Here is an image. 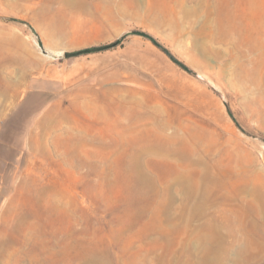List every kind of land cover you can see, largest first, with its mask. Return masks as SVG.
I'll return each instance as SVG.
<instances>
[{"label": "rangeland", "instance_id": "rangeland-1", "mask_svg": "<svg viewBox=\"0 0 264 264\" xmlns=\"http://www.w3.org/2000/svg\"><path fill=\"white\" fill-rule=\"evenodd\" d=\"M0 264H264V0H0Z\"/></svg>", "mask_w": 264, "mask_h": 264}, {"label": "bare ground", "instance_id": "bare-ground-1", "mask_svg": "<svg viewBox=\"0 0 264 264\" xmlns=\"http://www.w3.org/2000/svg\"><path fill=\"white\" fill-rule=\"evenodd\" d=\"M44 52H46L45 54L46 55H55L56 53H58L59 51H54V50H50V49H48V50H44ZM60 52H62V51H60ZM56 55H60V53L59 54H56Z\"/></svg>", "mask_w": 264, "mask_h": 264}, {"label": "water", "instance_id": "water-1", "mask_svg": "<svg viewBox=\"0 0 264 264\" xmlns=\"http://www.w3.org/2000/svg\"><path fill=\"white\" fill-rule=\"evenodd\" d=\"M46 53V52H45Z\"/></svg>", "mask_w": 264, "mask_h": 264}]
</instances>
